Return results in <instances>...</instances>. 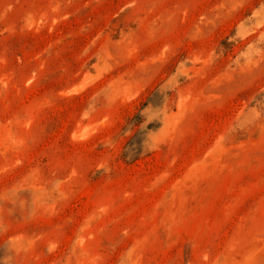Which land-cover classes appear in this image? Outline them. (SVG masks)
I'll use <instances>...</instances> for the list:
<instances>
[{"label":"rangeland","instance_id":"374dc122","mask_svg":"<svg viewBox=\"0 0 264 264\" xmlns=\"http://www.w3.org/2000/svg\"><path fill=\"white\" fill-rule=\"evenodd\" d=\"M0 264H264V0H0Z\"/></svg>","mask_w":264,"mask_h":264}]
</instances>
